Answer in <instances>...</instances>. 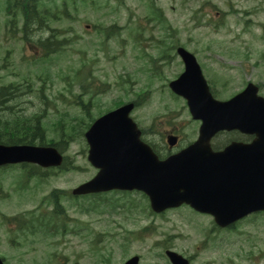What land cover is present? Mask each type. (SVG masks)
I'll list each match as a JSON object with an SVG mask.
<instances>
[{
	"label": "rangeland",
	"instance_id": "1",
	"mask_svg": "<svg viewBox=\"0 0 264 264\" xmlns=\"http://www.w3.org/2000/svg\"><path fill=\"white\" fill-rule=\"evenodd\" d=\"M93 1L102 10L93 9L91 2L71 4V13L79 11L71 16L73 21L62 18L53 24L67 30L72 23L73 31L56 38L73 40L66 50L33 60L30 47L8 35L6 0H0V66L7 63L0 68L6 77L0 85L31 83L30 89L19 90L6 102L0 117L11 122L24 116L28 132L34 129L33 120L42 117L45 145L57 144L67 158L62 170L48 169L43 181L34 177L26 182L17 168L0 172L2 214L29 218L36 211V216L42 212L50 217L59 198L67 218V232L59 223L49 235L42 228L32 234L17 230L16 223L7 229L0 222V256L6 264H124L132 256H140L143 264H165V246L160 245L164 243L193 256L194 264H264V215H252L235 229L220 232L213 231L212 217L188 207L163 217L154 215L139 193L72 196L73 189L97 173L88 161L84 138L87 111L95 119L114 102L134 101L145 94L133 116L140 120L149 144L168 154L163 141L168 131L180 136L173 152L197 139L200 124L191 118L186 102L168 90V82L183 72L181 61L174 57L170 64L161 62L159 78L148 71L146 55L154 59L168 51L174 56L171 50L183 45L196 54L220 101L231 99L249 83L257 85L264 97V0H153L160 11L150 9V0ZM113 25L119 35L107 39L104 28ZM90 71L95 86H110L108 94L94 98L89 94L92 86L81 78ZM121 77L130 82L119 84ZM81 98L88 110L74 104ZM232 138L224 135L217 141Z\"/></svg>",
	"mask_w": 264,
	"mask_h": 264
},
{
	"label": "water",
	"instance_id": "2",
	"mask_svg": "<svg viewBox=\"0 0 264 264\" xmlns=\"http://www.w3.org/2000/svg\"><path fill=\"white\" fill-rule=\"evenodd\" d=\"M179 54L186 62V71L170 88L187 99L193 118L202 121L199 140L161 162L141 142L139 131L128 118L132 106L120 108L97 120L86 134L89 160L101 172L73 193L136 189L150 197L156 212L188 204L213 215L220 227H226L264 211V98L251 83L232 99L217 101L195 57L184 49H179ZM224 130H240L258 138L251 145L233 143L213 152L211 139ZM13 159L43 166L62 163L53 148L0 147V165L15 162ZM168 255L173 264H188L175 253ZM127 264H137V259Z\"/></svg>",
	"mask_w": 264,
	"mask_h": 264
},
{
	"label": "trees",
	"instance_id": "3",
	"mask_svg": "<svg viewBox=\"0 0 264 264\" xmlns=\"http://www.w3.org/2000/svg\"><path fill=\"white\" fill-rule=\"evenodd\" d=\"M51 46V47H50ZM62 46L59 43H56V40L53 39V42L49 45V52H57L59 47ZM2 68V67H1ZM4 75H0V80H5ZM22 85L17 83H10V84H3L0 85V110L6 107V102L18 96L19 90H21ZM23 117H15V120L8 122L4 121L0 117V143H11V144H35L37 141L40 142L41 145L45 144L43 139V134L41 130V126L39 123V119L37 118L34 121V129L33 131L30 130L29 132L26 130L28 127L27 121H23ZM24 123V124H21ZM21 131V132H20ZM20 132V133H19ZM63 144V143H62ZM57 146V144H52ZM59 217L63 218L65 216L64 212L59 209L57 213ZM46 219H48L46 217ZM49 220V219H48Z\"/></svg>",
	"mask_w": 264,
	"mask_h": 264
},
{
	"label": "flooded vegetation",
	"instance_id": "4",
	"mask_svg": "<svg viewBox=\"0 0 264 264\" xmlns=\"http://www.w3.org/2000/svg\"><path fill=\"white\" fill-rule=\"evenodd\" d=\"M234 136H236L234 139H232V142L233 141H237V142H241V143H245V144H249L251 143L252 141H254L255 137L254 136H247V135H242L240 133H233ZM188 260L190 258H187ZM192 261V260H191ZM143 264V263H142ZM165 264H173L171 262L170 259H166L165 261ZM193 264H194V261H193Z\"/></svg>",
	"mask_w": 264,
	"mask_h": 264
}]
</instances>
